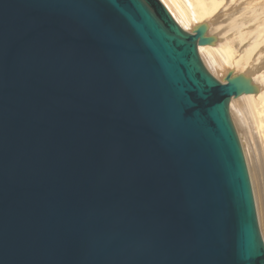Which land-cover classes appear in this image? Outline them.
I'll list each match as a JSON object with an SVG mask.
<instances>
[{
  "label": "water",
  "instance_id": "obj_1",
  "mask_svg": "<svg viewBox=\"0 0 264 264\" xmlns=\"http://www.w3.org/2000/svg\"><path fill=\"white\" fill-rule=\"evenodd\" d=\"M160 0H0V264H264L223 81Z\"/></svg>",
  "mask_w": 264,
  "mask_h": 264
},
{
  "label": "bare ground",
  "instance_id": "obj_2",
  "mask_svg": "<svg viewBox=\"0 0 264 264\" xmlns=\"http://www.w3.org/2000/svg\"><path fill=\"white\" fill-rule=\"evenodd\" d=\"M160 1L169 11L176 23L187 32H192L198 24L203 23L206 25L205 34L213 36L214 41L211 44L199 45L198 52L205 54L210 64L214 66L213 68L216 73L219 75L221 74L219 80L223 81V78L229 72L232 74L242 73L250 79L255 91L253 93L232 97L230 102L233 101L234 98L235 100L236 98L242 99L239 105L240 117L247 127L248 136L252 139L254 145L256 144L257 147L259 146L263 154L262 157H264V0L260 2L256 0L254 8L251 7L252 9L250 10L247 9L248 6L246 8L241 4L243 0H229V4L231 3V5L234 4L235 6L229 8L231 12L234 10L236 11L241 5L242 8L241 11L238 12L240 17H236L237 15L234 16L227 24H219L220 22H217L221 14L218 13L216 16L214 15L219 11L224 0ZM245 23H247V25H244ZM225 26L227 28L224 33H222L223 31L221 35L216 33V29H223ZM213 29H215V31H213ZM241 145L244 146L243 143ZM246 151L243 150V154L245 153L244 156L246 155ZM246 166L248 170V165L246 164ZM256 186L258 187V185ZM256 199L259 229L264 238V197L262 199L260 198L261 200H258V198Z\"/></svg>",
  "mask_w": 264,
  "mask_h": 264
},
{
  "label": "rangeland",
  "instance_id": "obj_3",
  "mask_svg": "<svg viewBox=\"0 0 264 264\" xmlns=\"http://www.w3.org/2000/svg\"><path fill=\"white\" fill-rule=\"evenodd\" d=\"M238 1H240V0H238ZM260 1L261 0H258V2H260ZM255 2H256V0H247V1L246 0H243V2L241 4L244 7H246V8L248 6L247 9L250 10V9L254 8V4H256ZM242 5L240 6V8L236 9V11L238 10L237 12L235 10L231 12L229 8L232 7V6H234V4L231 5V3L229 4V0H224V3L219 8V11L216 14H214L215 16L218 13L221 14V16L218 18L217 22H220L219 24H227V23L230 22V20L233 19L234 16L237 15L236 17H240V14H238V12L241 11ZM222 11H223V14H222ZM224 11H225V13H224ZM226 13H227V15H226ZM234 13H236V14H234ZM244 25H247V23H245ZM222 26H224V25H222ZM213 28H214V25H213ZM226 28L227 27L225 26L223 29L221 28L222 30L221 29H216V33H218L219 35H221L222 33H224V31L226 30ZM219 30H221V31H219ZM213 31H215V29H213ZM199 55H200V57H201L204 65L207 66L206 68L212 73V75L214 77H216L219 80L220 77H221V74L219 75V74L216 73V71L213 68L214 66L210 64V61H209L208 57L205 54H203V53H199ZM220 81H222V80H220ZM241 100L242 99H240V98H236V100L234 98V100L230 102V104H229V113H230V116H231V119H232V123L234 125V128L236 130L238 139L240 141V144H242V143L244 144V146L241 145V147H243V150H245V151L247 150L246 151V155L244 157L246 158V164L248 165V172L250 174L249 176H250V179H251L250 180L251 181V184L253 183L252 184V193H253V197L254 198L255 197L258 198V200H259L260 198L262 199L264 197V161H263L264 160V157H262L263 154L261 153V151L259 149V146L257 147L256 144L254 145L252 139L248 136V134H247V132H248L247 131V127L244 124L242 118L240 117V111H239V107L240 106L239 105H240ZM257 175H258V177H257ZM260 180H262V181H260ZM256 185H258V187ZM253 186H254V188H253ZM255 199H254V204H255L256 215H257V213H258L257 212V207H256V201H257V199L256 200ZM263 211H264V204H263ZM257 220L259 222L258 215H257ZM258 226H259V224H258Z\"/></svg>",
  "mask_w": 264,
  "mask_h": 264
}]
</instances>
